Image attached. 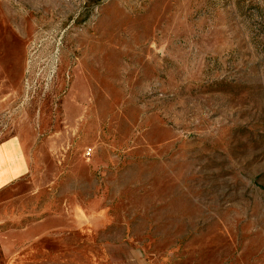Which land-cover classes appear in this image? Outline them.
I'll return each mask as SVG.
<instances>
[{
	"label": "rangeland",
	"instance_id": "1",
	"mask_svg": "<svg viewBox=\"0 0 264 264\" xmlns=\"http://www.w3.org/2000/svg\"><path fill=\"white\" fill-rule=\"evenodd\" d=\"M13 137L0 264H264V0H0Z\"/></svg>",
	"mask_w": 264,
	"mask_h": 264
},
{
	"label": "crops",
	"instance_id": "2",
	"mask_svg": "<svg viewBox=\"0 0 264 264\" xmlns=\"http://www.w3.org/2000/svg\"><path fill=\"white\" fill-rule=\"evenodd\" d=\"M31 170V162L23 139L13 137L0 142V195L27 179ZM37 231L38 229H28L25 232L27 236L32 237Z\"/></svg>",
	"mask_w": 264,
	"mask_h": 264
},
{
	"label": "built area",
	"instance_id": "3",
	"mask_svg": "<svg viewBox=\"0 0 264 264\" xmlns=\"http://www.w3.org/2000/svg\"><path fill=\"white\" fill-rule=\"evenodd\" d=\"M87 155H91V151L87 152Z\"/></svg>",
	"mask_w": 264,
	"mask_h": 264
}]
</instances>
